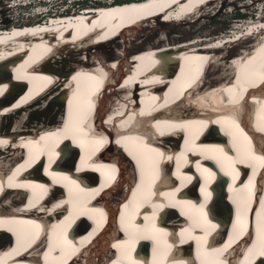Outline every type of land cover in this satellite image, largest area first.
<instances>
[{
    "label": "bare ground",
    "instance_id": "1",
    "mask_svg": "<svg viewBox=\"0 0 264 264\" xmlns=\"http://www.w3.org/2000/svg\"><path fill=\"white\" fill-rule=\"evenodd\" d=\"M209 1L218 0H128L64 13L66 4L49 19L0 29V264H264V185L258 209L247 210L249 195L260 192L253 190L259 169L264 179L263 17L242 10L239 30L228 35L159 39L130 57L125 48L152 22H181L209 11ZM6 4L0 0L1 18L20 7ZM120 42L118 57L105 62L98 50ZM228 45L239 47L232 56ZM217 61L219 80L207 85ZM46 105L61 110V120L48 122ZM36 108L33 127L19 130L21 116ZM127 153L134 171L111 163L113 154L128 163ZM161 163L171 169L164 180ZM95 175L102 183H93ZM193 179L199 201L184 195ZM212 205L228 220L220 242L208 236L221 226L208 217ZM107 213L116 225L102 230ZM247 223L253 230L242 234ZM207 239L220 245L206 246ZM190 250L193 263L184 259Z\"/></svg>",
    "mask_w": 264,
    "mask_h": 264
},
{
    "label": "rangeland",
    "instance_id": "2",
    "mask_svg": "<svg viewBox=\"0 0 264 264\" xmlns=\"http://www.w3.org/2000/svg\"><path fill=\"white\" fill-rule=\"evenodd\" d=\"M3 1L7 2L9 0H3ZM59 1L60 0L54 1V2L51 1L50 4L52 7H54V8H52L53 12L55 10L58 11L59 8L62 7L63 4H60ZM93 1L94 0H91L89 3H85V4H87L86 6H92V4L97 5V6H102L104 4L103 3L104 0L102 2H99V3L97 1H94V2ZM19 2H21L20 4H22L23 6L25 5L23 0L22 1L21 0L14 1L12 3L18 4ZM32 2L34 5L31 4V6H24L23 7L24 9L22 8V10L20 9V7L18 9L14 8V9L7 10V12L4 13V15L2 16L4 18L0 17V22H1L0 23V29L1 28L8 29L12 25L16 26L15 25L16 23L17 24L20 23L17 25V26H20L23 24L35 23L33 21L36 19L41 20L40 17H34V16L30 17L29 16L30 18L29 17L28 18H24V17L22 18L20 15L17 16L18 12H23V10L25 12H27L29 8L36 7V5H38L37 7L40 8L37 12L44 11V8L41 6H47V3H45L46 2L45 0H33ZM209 2L211 3V1H209ZM212 2H213V0H212ZM11 4L8 5V2H7V4L5 6H11ZM113 4H115V3H113ZM211 4H213V5H211ZM211 4L210 5L212 7L210 5L207 7V9H209V11L205 10L206 11L205 12L204 8H203L202 10L197 12L196 14L185 17L184 19H186L188 21L182 20L183 22L182 21L181 22H172V23L170 22L169 24H167V22H169V21H165L163 25L156 23V22H152L151 26H148L147 29L142 30V33H137L135 35H129L127 37L128 41H126V43L127 42L128 43L125 44V48L127 45V48H126L127 56H129V54H132V53H134L140 49H143V48H146L149 46H153V45H157L156 43L159 42V39H164V40L168 39L169 42L175 43V42H179V41H186V40L194 38V37L216 38V37L220 36L221 33L228 35L231 30H233V31L237 30V29H235V26L242 23V20H238L240 18H236V16H235L237 11H240V13H241L242 10H245L248 13H251V15L253 17H255L256 16L255 15L256 9H260L262 6H264V0H218V1L213 2ZM65 6L62 9H64ZM75 7L76 6H73V3H72L67 8H69V10L71 12H73V10H74L73 8H75ZM47 8H49V7H47ZM30 10L31 9H29V11ZM12 11H15V12H12ZM71 12H69V13H71ZM59 13L57 15H59ZM199 13H202V15L200 16V18L196 19V16ZM204 13H205V15H203ZM249 16H250L249 14L246 15V17H249ZM43 17H45V16H43ZM260 17H263V19H264V9H263V11H260L257 18H260ZM16 18L18 19V21ZM249 19L250 18L245 19V20H249ZM256 19L253 18L252 20H256ZM131 38H132V40H131ZM248 39H250V38H248ZM166 41H164V42H166ZM164 42H162V43H164ZM229 46L230 45L224 47V49H226V51H227L226 55L228 54L229 56L230 55L232 56V55H234L233 53L237 52L236 50L239 47L235 45L236 46L235 48L234 47L229 48ZM118 47H119V49H118ZM121 47H122L121 42L116 43V44H108V45H104L103 47H101L102 49L100 48L98 50V52L100 53V56L103 58V60L106 59L105 62H108L109 59H115V57H118V55L121 52V50H120ZM223 60H225V59H223ZM217 63H218V61L215 62V64H213L212 66H210L208 68L209 70H207V72L209 71V73L206 74L207 77L204 79V81H205V83H207V85L208 84H214L217 80H219V77L221 75L220 72H222V71H218L217 68H215V65ZM223 63H225V61ZM225 65H226V63H225ZM213 75H214V77H213ZM216 77L218 79H216ZM47 110H48V112H47L48 122H49V120L55 121V119H57V118L61 120V118L63 117V113H61V110H58L57 108H54L53 106L52 107L50 106V108H49L48 105H46L43 112H45ZM37 111H39V108H36L35 110L28 111V117L27 118L24 117L23 115L21 116L19 130H27L28 129L27 127H33L34 122H29V118L33 114H35V112H37ZM57 111H59V112H57ZM58 114H61V115L58 116ZM56 122L58 123L59 121H56ZM38 123H41L40 125H43L44 121H39ZM53 124H56V123H53ZM2 163L4 164L5 161ZM97 258H98V260L103 259L102 257H97Z\"/></svg>",
    "mask_w": 264,
    "mask_h": 264
},
{
    "label": "clouds",
    "instance_id": "3",
    "mask_svg": "<svg viewBox=\"0 0 264 264\" xmlns=\"http://www.w3.org/2000/svg\"><path fill=\"white\" fill-rule=\"evenodd\" d=\"M51 1L54 2V1H58V0H50V1H46L47 6H43V7H48L49 5H51V4H50ZM64 1H65V2H64ZM64 1H63V0H62V1L60 0V1H59L60 4H63L62 7H64L66 4L69 6V5H71V4L73 3V6H76V7L80 6V8H81V7L86 6L87 4H85V3H89L91 0H64ZM104 1H106V0H104ZM115 1L122 2V1H128V0H115ZM129 1H130V0H129ZM59 3H58V4H59ZM37 6H38V5H37ZM53 6H54V5H53ZM62 7H61V8H62ZM22 8H23V7L20 6V9H22ZM53 8H54V7H53ZM61 8H60V9H61ZM69 8H70V7H69ZM80 8H79V9H80ZM33 9H34V8H31V10H30L29 12L33 11ZM263 9H264V6H262L260 9H258V10L256 9V10H257L258 12H260V11H263ZM244 11H245V10H244ZM12 12H15V11H12ZM245 12H247V11H245ZM19 13H20V12H19ZM256 13H257V12H256ZM244 18H245V17H244ZM241 19H242V18H241Z\"/></svg>",
    "mask_w": 264,
    "mask_h": 264
},
{
    "label": "trees",
    "instance_id": "4",
    "mask_svg": "<svg viewBox=\"0 0 264 264\" xmlns=\"http://www.w3.org/2000/svg\"><path fill=\"white\" fill-rule=\"evenodd\" d=\"M236 18L244 17V14L241 15L240 11L236 12Z\"/></svg>",
    "mask_w": 264,
    "mask_h": 264
},
{
    "label": "snow or ice",
    "instance_id": "5",
    "mask_svg": "<svg viewBox=\"0 0 264 264\" xmlns=\"http://www.w3.org/2000/svg\"><path fill=\"white\" fill-rule=\"evenodd\" d=\"M261 130H264V127H262ZM154 151V150H153ZM221 152L223 151L222 149L220 150ZM135 195V194H134ZM261 206L264 207V201H261ZM262 255H264V253H262Z\"/></svg>",
    "mask_w": 264,
    "mask_h": 264
},
{
    "label": "built area",
    "instance_id": "6",
    "mask_svg": "<svg viewBox=\"0 0 264 264\" xmlns=\"http://www.w3.org/2000/svg\"><path fill=\"white\" fill-rule=\"evenodd\" d=\"M12 1H14V0H9V1H7V2H12ZM45 1H50V0H45ZM32 4H33V2H32ZM34 5V4H33ZM37 6V5H36Z\"/></svg>",
    "mask_w": 264,
    "mask_h": 264
}]
</instances>
